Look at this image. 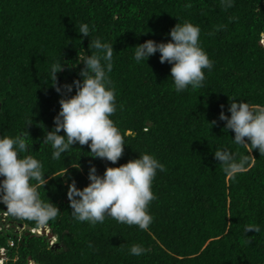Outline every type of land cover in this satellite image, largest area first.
<instances>
[{"label": "trees", "instance_id": "16d2710c", "mask_svg": "<svg viewBox=\"0 0 264 264\" xmlns=\"http://www.w3.org/2000/svg\"><path fill=\"white\" fill-rule=\"evenodd\" d=\"M184 22L199 26L213 68L204 69L202 88L176 92L171 65L160 62L159 52L145 62L133 57L136 45L168 42L170 29ZM81 24L93 29L90 37L78 32ZM95 38L114 49L108 75L117 110L111 119L124 137L123 155L112 164L77 143L54 160L43 143L61 98L50 65L61 63L60 85L81 79L79 57L96 52ZM232 97L264 107V0H233L229 8L221 0H0V136L27 137L28 151L20 155L42 163L47 182L40 198L60 210L46 224L56 236L51 246L46 236L30 232L41 225L10 216L0 203L4 264L30 258L37 264H264V155L236 145L234 132L224 130L219 114L230 116ZM222 148L241 170L225 171L214 156ZM145 153L163 165L152 184L156 199L147 230L111 217L95 226L73 218L72 180L82 189L90 165L103 175L106 167ZM251 225L261 231L245 232ZM133 245L145 253L131 255Z\"/></svg>", "mask_w": 264, "mask_h": 264}, {"label": "clouds", "instance_id": "9594fccd", "mask_svg": "<svg viewBox=\"0 0 264 264\" xmlns=\"http://www.w3.org/2000/svg\"><path fill=\"white\" fill-rule=\"evenodd\" d=\"M221 3L229 8L233 0H221ZM92 30L88 24H81L78 32L90 37ZM200 31L199 26L191 22L177 23L170 29L171 39L168 42L146 40L136 45L133 58L137 62H145L159 52L160 62L171 65L170 77L176 92H182L189 86L193 90L200 89L204 86V69L210 71L213 68V62L200 46ZM91 45L96 52L80 55L78 61L84 65L79 73L81 79L73 80L71 84L57 83L56 73L61 70V63L50 65L49 79L55 90L61 93V98L59 112L54 117L55 127L47 131L43 143L53 149L51 155L54 160H60L78 143L88 145V155L93 158L116 164L126 144L111 119L117 110L115 89L108 75L113 68L114 49L112 43L102 42L99 38L93 39ZM73 87L76 89L75 95L68 96ZM229 99L230 116L223 111L219 114V119L225 121L224 130L234 132L232 141L236 145L246 147L250 153L252 149H258L264 155V107L250 106L233 97ZM61 131L64 135L59 134ZM26 151L28 143L23 133L14 137L0 136V203L5 205L12 217L46 225L57 218L60 210L49 200L45 202L40 198L39 189L47 182L45 171L42 163L33 156L21 157L20 153ZM214 156L230 174L241 170L230 150H216ZM74 166L79 167L78 164ZM157 170L163 171V165L148 153L117 167L108 166L103 175H98L95 165H90L89 183L86 186L78 188L74 180L68 185L71 215L76 221L88 222L91 226L111 217L118 223L147 230L153 220L148 209L156 199L152 184ZM65 172L66 169L62 174ZM20 228L24 229L25 226ZM244 231L259 233L261 228L251 225ZM30 232L41 234L40 227L30 228ZM48 239L49 244L53 241L51 246L56 244L55 235ZM145 251L141 245L130 248V254L135 256L143 255Z\"/></svg>", "mask_w": 264, "mask_h": 264}, {"label": "water", "instance_id": "95a60500", "mask_svg": "<svg viewBox=\"0 0 264 264\" xmlns=\"http://www.w3.org/2000/svg\"><path fill=\"white\" fill-rule=\"evenodd\" d=\"M20 227H22V224H20ZM40 230H41L40 235L46 236L48 238H52L54 236V234L48 230V226L46 225H41ZM5 258H6L5 250H0V259H5ZM30 264H36V263H34V261L31 260Z\"/></svg>", "mask_w": 264, "mask_h": 264}, {"label": "rangeland", "instance_id": "374dc122", "mask_svg": "<svg viewBox=\"0 0 264 264\" xmlns=\"http://www.w3.org/2000/svg\"><path fill=\"white\" fill-rule=\"evenodd\" d=\"M5 215H6V213H4L3 215H2V217H5ZM53 243V241H50V244H52ZM12 244V243H11ZM4 260L5 259H0V264H4Z\"/></svg>", "mask_w": 264, "mask_h": 264}, {"label": "flooded vegetation", "instance_id": "af4514ba", "mask_svg": "<svg viewBox=\"0 0 264 264\" xmlns=\"http://www.w3.org/2000/svg\"><path fill=\"white\" fill-rule=\"evenodd\" d=\"M29 264V263H28Z\"/></svg>", "mask_w": 264, "mask_h": 264}]
</instances>
